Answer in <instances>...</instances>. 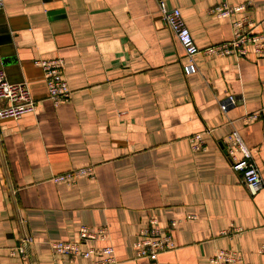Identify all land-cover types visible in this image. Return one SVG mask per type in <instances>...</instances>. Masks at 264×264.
Returning a JSON list of instances; mask_svg holds the SVG:
<instances>
[{"label": "crops", "instance_id": "crops-1", "mask_svg": "<svg viewBox=\"0 0 264 264\" xmlns=\"http://www.w3.org/2000/svg\"><path fill=\"white\" fill-rule=\"evenodd\" d=\"M163 1L200 48L232 37L238 15L209 12L221 3H247L264 32V0ZM56 57L71 95L54 105L35 60ZM194 61L196 72L185 74L158 0H3L0 70L27 83L36 109L0 120V264H92L49 247L77 240L81 225L106 228L108 240L91 245H111L116 264H214L221 249L264 264V56ZM229 94L236 103L223 111ZM252 112L259 116L245 120ZM233 129L253 153L259 189L230 168ZM196 133L203 150L190 147ZM86 166L92 178L51 180ZM151 218L175 247L135 258L132 244ZM26 235L29 258L11 255Z\"/></svg>", "mask_w": 264, "mask_h": 264}, {"label": "built area", "instance_id": "built-area-1", "mask_svg": "<svg viewBox=\"0 0 264 264\" xmlns=\"http://www.w3.org/2000/svg\"><path fill=\"white\" fill-rule=\"evenodd\" d=\"M3 0H0V9ZM247 3L227 4L221 3L210 8L209 12L216 17L225 18L238 16L232 19V37L229 40L212 44L204 48L196 45L189 29L185 25L178 8H168L163 0H158V12L161 21L170 29L172 34L181 44L187 63L182 68L185 74L194 73L197 70L194 58L197 54L206 56L232 55L237 58L244 57L251 50L256 56H264V32L260 29V22L254 20L246 9ZM35 63L41 66L47 87L48 99L54 105L70 100L71 89L64 75V61L60 57L50 59H37ZM236 99L232 94L219 103L220 108L226 111L234 105ZM36 100L32 97L26 82H10L3 70H0V120L3 118H19L22 115L34 112ZM259 112L247 114L244 119L257 118ZM192 150L205 148L201 133L188 137ZM225 154L230 163V168L239 172L245 183L252 189H259L263 184L262 176L254 161L253 153L242 140L239 132L233 129L224 144ZM81 176L93 177L90 166L73 169L69 172L56 174L51 177L53 182H65L74 184ZM172 225L175 222H171ZM229 234V232H227ZM231 234V232H230ZM108 234L105 227L92 229L87 225H81L78 230L77 240H57L49 242L51 251L69 258H84L92 264H116L114 250L111 245L94 247L92 242H105ZM33 241L30 235L22 237L19 242L10 248L11 255L29 258V245ZM135 250V258H147L156 260L162 252L174 249V242L168 232L163 231L154 218L148 220L147 226L139 230L138 238L132 244ZM264 251V249H261ZM210 261L214 264H248L241 254L230 250H218Z\"/></svg>", "mask_w": 264, "mask_h": 264}]
</instances>
